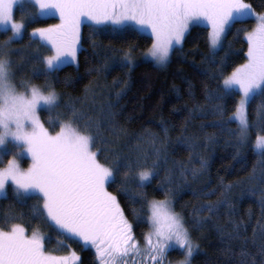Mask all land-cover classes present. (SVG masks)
Instances as JSON below:
<instances>
[{"label":"snow or ice","instance_id":"6c2138e0","mask_svg":"<svg viewBox=\"0 0 264 264\" xmlns=\"http://www.w3.org/2000/svg\"><path fill=\"white\" fill-rule=\"evenodd\" d=\"M17 2L0 0V27L12 33L5 42V50H0L4 52L0 54V146L10 138L16 149L13 159L0 168V197L7 199L11 192L18 203L35 199L38 203L31 209L33 221L47 225L61 246L71 241L83 250L94 249L99 264H163L172 248L181 250L180 264H192L199 246L193 242L183 218L171 207L168 197L172 190L164 188L165 199L150 202L144 192L158 175L159 151L154 153L156 161L151 165L148 161L153 154L143 152L134 159L115 155L110 162L102 161L100 126L85 119L75 104L62 103L50 78L57 75L62 65L78 62L82 27L92 32L103 31L107 26L113 30L135 26L146 31L152 42L144 59L165 66L193 23L207 24V39L214 56L222 49L231 28L254 17L255 28L244 32L246 62L223 79L218 98L241 94L230 118L238 123L236 147L247 149L251 145L264 160V135L260 134L264 128L251 143L254 126L247 114L250 100L257 94L264 95V13L255 12L246 0H33L42 13L57 14L60 20L59 24L31 33L50 45L53 53L32 58L40 66L33 76L45 81L37 85L29 80L15 82L12 61L6 52L24 29V24L17 23L13 16ZM131 57L130 50L122 60L113 63L111 70L131 72ZM42 108L49 114L47 126L41 120ZM192 147L188 144V150ZM25 154L30 159L27 169L19 163ZM205 166L206 162L201 161V168ZM116 184L133 203L128 192L129 185H134L148 207L147 213L143 211L144 205L140 210L133 208L137 222L143 223L146 217L150 227L142 244L136 239L118 196L109 190ZM199 212L215 215L218 208L204 206ZM50 242L51 237L46 238L38 227H33L29 234V229L15 216H0V264H83L75 252L51 254L46 250ZM233 259L235 264H264V243L255 251L242 247L238 258L233 254Z\"/></svg>","mask_w":264,"mask_h":264},{"label":"trees","instance_id":"16d2710c","mask_svg":"<svg viewBox=\"0 0 264 264\" xmlns=\"http://www.w3.org/2000/svg\"><path fill=\"white\" fill-rule=\"evenodd\" d=\"M246 2L255 12H264V0ZM14 19L24 24L22 37L6 49L15 82L29 80L43 85V78L33 76L40 66L32 58L51 55V47L31 33L59 24L58 19L40 18L37 6L31 2L17 6ZM253 28V18L237 23L226 33L222 49L213 56L207 39L209 28L196 25L174 48L167 65L160 67L143 60L129 72L111 68L130 50L132 59L147 52L151 37L133 28L113 30L107 26L103 31L92 32L82 27L78 62L62 65L57 75L50 78L62 103L75 104L85 119L100 126L102 161L110 162L115 155L134 159L143 152L153 154L148 161L151 165L156 161L154 153L159 151L158 175L144 192L150 202L164 200V188L172 190L168 197L172 208L183 218L193 242L199 246L192 264H235L233 254L238 258L242 247L255 251L264 243V160L251 145L247 149L236 147L238 123L230 118L241 95L237 92L218 98L223 79L246 62L244 32ZM11 35L10 30L0 28V50H5ZM65 80L70 82L63 83ZM40 114L47 126L49 114L45 109ZM247 114L254 126L250 135L253 143L257 132L264 128V95L257 94L249 102ZM188 144L193 146L191 151ZM201 161L206 162L203 168ZM119 188L116 184L109 190L118 196L136 239L142 241L149 224L146 217L138 223L133 208L140 210L144 205L143 211L147 213L148 207L134 185H129L128 195L135 203L126 199ZM37 203L35 199L18 203L9 192L7 199L0 197V216H15L29 229V234L33 227H38L46 238L51 237L46 244L51 254L63 255L71 250L83 264H99L92 249L83 250L71 241L61 246L47 225L33 221L31 209ZM210 205L216 206L218 212L201 215L199 210ZM169 257L172 262L182 259L177 250L170 251Z\"/></svg>","mask_w":264,"mask_h":264},{"label":"rangeland","instance_id":"374dc122","mask_svg":"<svg viewBox=\"0 0 264 264\" xmlns=\"http://www.w3.org/2000/svg\"><path fill=\"white\" fill-rule=\"evenodd\" d=\"M27 2H31V3H34L33 2V0H18V2L14 5V8H13V16H14V10L16 9V7L17 6H20V5H23V4H25V3H27ZM35 4V3H34ZM37 8H38V10H39V17L40 18H47V17H54V18H57L58 19V22L60 23V20H59V16L57 15V14H51V13H42L41 12V10L39 9V7L37 6ZM264 13V12H263ZM254 20H255V18L254 17H252ZM17 22V21H16ZM17 23H21V22H17ZM196 25H204V26H207V24L206 23H203V22H201V23H193L192 25H190V27H189V30L192 28V27H194V26H196ZM255 26H256V21H255ZM208 27V26H207ZM1 29H3L2 27H0ZM125 28H133V29H135V26H125ZM125 28H123V29H125ZM123 29H121V30H123ZM4 30V29H3ZM10 30V29H9ZM135 30H137V29H135ZM138 32H140V33H142V34H145V35H148L149 37H151L150 36V34L148 33V32H146V31H140V30H137ZM209 31H210V29H209ZM189 32V31H188ZM187 32V33H188ZM23 33H24V29H23V32H22V35H23ZM186 33V34H187ZM186 34H185V36H186ZM22 35L20 36V37H18V38H16V39H19V38H21L22 37ZM42 42V41H41ZM181 45V44H180ZM180 45H177V46H175V47H178V46H180ZM51 47V46H50ZM146 53V52H145ZM145 53H143L142 55H140L139 57H137V58H133L132 59V62H133V65L134 64H136L137 62H139V61H143V60H145L144 59V54ZM51 54H53L52 52H51ZM171 56V55H170ZM149 61H151L150 59H149ZM71 62H69V64H70ZM155 63V62H154ZM157 65V64H156ZM158 66H160V65H158ZM160 67H164V66H160ZM241 95V94H240ZM241 99V98H240ZM251 101V100H250ZM249 105V104H248ZM43 109V108H42ZM41 109V110H42ZM247 109H248V106H247ZM254 143V142H253ZM16 151V149L14 148V146H13V142L11 141V139L9 138V140H8V142L6 143V145H3V146H0V156H3V160H0V168H4V167H6L7 166V162L9 161V160H11V159H13V155H12V153H14ZM19 163H20V166L22 167V168H24V169H27V167H29V165H30V159L27 157V155L25 154L22 158H20L19 159ZM171 207H172V204H171ZM173 209V208H172ZM149 230H150V227H149ZM138 241H140V240H138ZM143 243V240L141 241V244ZM94 252H95V250L94 249H92ZM172 250H177V252H180L181 253V250H179L178 248H172V249H169V251L166 253V255H165V257L163 258V264H180V261H182L183 260V255H182V259L181 260H179V261H174V262H172L173 260L171 259V257H169V253H170V251H172ZM73 251H69L67 254H63V255H70L71 253H72ZM197 252V251H196ZM54 255H56V254H54ZM195 255V254H194Z\"/></svg>","mask_w":264,"mask_h":264}]
</instances>
